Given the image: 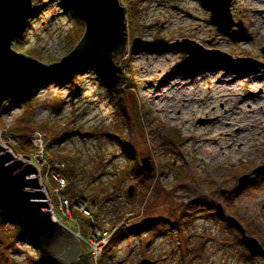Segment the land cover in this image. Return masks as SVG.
Listing matches in <instances>:
<instances>
[{
  "label": "rangeland",
  "instance_id": "obj_1",
  "mask_svg": "<svg viewBox=\"0 0 264 264\" xmlns=\"http://www.w3.org/2000/svg\"><path fill=\"white\" fill-rule=\"evenodd\" d=\"M62 1L34 0V17L13 49L46 64L71 53L86 25ZM121 1L129 9L128 48L121 63H113L124 66L122 78L111 82L112 92L99 82L95 69L74 73L71 81L82 89L78 93L53 77L29 99L8 101L0 117V144L38 168L55 208L54 219L76 236L89 264H142L146 259L156 264H264V256L247 257L241 233L228 221V216L236 218L264 247V174L240 185L242 177L264 165V16H255L256 10L264 9V0L232 1V20L243 23L236 39L218 31L201 0ZM188 5L203 19L199 24L206 29L204 38L188 34L195 26L183 33L166 23L187 14L181 9H190ZM147 26L154 29L146 33ZM234 30L240 27L235 25ZM185 39L235 58H253L261 66L234 71L219 68L227 61L213 58L208 64L215 68L192 70L186 67L189 55L177 48ZM142 43L158 53L150 54ZM99 65L111 64L99 61ZM241 75L246 77L240 79ZM171 78L177 85L162 100H153V89ZM226 90L229 102L219 98ZM235 94L249 100L237 105ZM28 106L34 108L33 123L45 128L34 132L31 156L18 153L19 142L6 132ZM217 120L222 123L216 125ZM238 120H249L255 130L244 134L232 125L225 127L217 144L194 143L196 134H219L224 123ZM55 138L61 140L54 142ZM146 158L151 174L142 165ZM70 165L76 184L88 197L76 205L64 194L70 185L64 171ZM67 200L72 218L62 210ZM77 214L90 219L89 228ZM158 218L162 220L144 228ZM11 224L0 225V234L11 236L10 241L2 236L6 243L0 244V264H32L29 258H39L41 250L17 233L18 224L6 223ZM121 227L133 232L107 256L108 247L102 244L104 250L97 256L98 235L104 236L101 243L111 242Z\"/></svg>",
  "mask_w": 264,
  "mask_h": 264
},
{
  "label": "water",
  "instance_id": "obj_2",
  "mask_svg": "<svg viewBox=\"0 0 264 264\" xmlns=\"http://www.w3.org/2000/svg\"><path fill=\"white\" fill-rule=\"evenodd\" d=\"M65 1L84 21L86 31L71 53L55 64H46L13 49L14 42L25 37L30 20L34 17V0H0V117L10 99H29L35 89L58 73L100 66L99 61L121 63L126 57L129 9L121 0ZM201 1L212 12L211 23L218 27V31L236 39L243 23L232 20L230 7L233 0ZM235 25L240 30L232 32ZM177 48L189 55L186 67L192 70L215 68V65H209V60L213 58L227 61L219 68L234 71L261 66L253 58H235L218 49H206L189 39L179 42ZM142 165L149 174L152 173L150 158L142 159ZM38 174L39 170L34 164L16 158L0 144V213L10 223L18 224L26 239L37 245L56 264H89V255L82 254V245L76 236L54 219ZM262 174L264 165L242 177L240 185ZM130 191L133 195V187ZM223 193L230 194L229 191ZM219 207L223 209L222 205ZM228 221L241 233L242 243L251 256H264L262 244L249 236L236 218L228 216ZM142 264L156 262L146 259Z\"/></svg>",
  "mask_w": 264,
  "mask_h": 264
},
{
  "label": "trees",
  "instance_id": "obj_3",
  "mask_svg": "<svg viewBox=\"0 0 264 264\" xmlns=\"http://www.w3.org/2000/svg\"><path fill=\"white\" fill-rule=\"evenodd\" d=\"M62 4L64 6V8L70 12L73 13L74 15H76L73 10L69 7V5L66 3L65 0L62 1ZM77 18L79 20H82L81 17H79L78 15H76ZM138 45L135 44V49ZM124 65L122 66H118V64H111V65H102V66H91L89 69H95L96 74L98 75V80L99 82L107 85V87L109 88V90L112 92V81H114L115 79H120V77L123 75L122 73V69ZM75 72H70V73H58L56 74L54 77H56V82L59 85H67L69 84L71 88H74L73 91H75L76 93L80 92L82 89L79 88L77 86V84L74 83V81H71L72 78L75 76L74 74ZM122 78V77H121ZM124 79V77H123ZM52 80L49 79L47 80L48 82ZM45 81L42 85H45V83L47 82ZM125 86L127 84V81H125L123 83ZM129 87H127L128 89ZM34 108L32 106H28V108L25 110L24 114L18 119V121L15 123V125L9 130H7V134L12 135L13 137H15L17 139V141L19 142V146H17L15 148V150L20 153V154H24L26 156H31V154L33 153L34 149L33 146L31 144L32 142V136L34 134V132L37 129H43L40 126L37 127L36 124L33 123V115H34ZM45 129V128H44ZM43 129V130H44ZM155 130V128L153 129V131ZM157 135L159 133V131L155 132ZM6 134V135H7ZM175 137H177V135H174V139ZM59 140H61V138H55L54 142H58ZM175 142V141H174ZM52 154V153H51ZM63 161L66 162V160L63 158L61 159ZM68 162V161H67ZM70 164V163H69ZM65 175L68 178V181L70 183L69 188L65 191V195L70 199L72 205H76L80 199H85L88 197L85 196V192L78 187V185L76 184V174L74 173L73 167L68 168L66 171H64ZM77 216L80 218L81 223L84 225L85 228H89L91 225V221L89 218L85 217V216H79L77 214ZM162 219H153L149 222H147L144 225V228L152 222H160ZM9 222L8 218H6L4 215H2L0 213V225H5L7 227H11V225H6V223ZM87 230V229H86ZM133 232L130 231L124 227H121L119 229V231L114 235L110 245L108 246L107 250L104 253V256H107L108 252L122 239L126 238L127 236H129V234ZM17 233L20 236L25 237V234L22 230V228L18 225L17 226ZM3 235L0 234V244H4L6 243V240L2 239L4 236H6L7 239H9V241L11 240V236L9 235ZM248 258H250L251 260L254 258L250 255H247ZM31 260L32 264H56L54 261H52L48 255L42 251H40V257L39 258H33L30 257L29 258Z\"/></svg>",
  "mask_w": 264,
  "mask_h": 264
},
{
  "label": "bare ground",
  "instance_id": "obj_4",
  "mask_svg": "<svg viewBox=\"0 0 264 264\" xmlns=\"http://www.w3.org/2000/svg\"><path fill=\"white\" fill-rule=\"evenodd\" d=\"M194 3V2H193ZM188 7L190 9L188 10H184L181 9V13H187V14H183V15H179L176 19H170L168 20L166 23L168 24V27H170V29L173 31V29L175 30H178L180 32H185V29L189 26H195V30H193L192 32H189L188 31V34L192 35V36H196V37H200V38H204V35L206 34V29L202 28V24L200 25L199 23L201 21H203V19L198 16L197 14H194L192 12V8L193 6L192 5H188ZM152 10H156L157 7L155 6H151ZM255 16H259L261 18H263L264 16V9H260V10H256L255 11ZM146 30H144L146 33H150L153 29H154V26H147L146 28H144ZM143 44V47L144 48H147L148 49V45L145 44V43H142ZM226 47V46H224ZM227 48H229L227 46ZM149 53L150 54H156L158 53V51L153 48V47H149L148 49ZM73 72H76V71H73ZM169 74V73H168ZM246 77V75H241L239 76V78H244ZM179 83V82H178ZM173 85H177V82H176V79L175 78H171L169 80H167L165 82V84L153 89V100H162L163 96L166 95V92L167 91H170L172 88H173ZM232 90H236V87L233 85L231 87ZM229 91V90H228ZM228 91L226 90L225 92L222 91L221 95H219V98H221V100L223 101H226V102H229L230 100L227 98L228 97ZM234 97H236V99L238 98V101H237V105H242L244 104L245 101L249 100V98H246L244 95H240V94H235ZM185 101H190L189 98L185 99ZM211 104H213V102H211ZM207 108V107H205ZM232 108V107H231ZM264 110V109H263ZM263 115V118H264V112L262 113ZM249 120H238L237 122L233 123V124H230V121H227L226 123H224L222 126V128H220V132L219 134H215L214 131H207V132H200L198 134H196L194 136V143L196 145H207V144H217L219 142V140L225 135L224 132H225V127L226 128H230L232 125L233 126H239V132L240 133H251L252 131L255 130V124H250L248 123ZM222 122L220 121H216L215 124L218 125V124H221ZM228 136H232L230 134H228ZM8 150V149H7ZM211 156L212 157H215L217 156V154H212L211 153ZM41 173L38 174V177H41ZM42 189L43 191L45 192V187L42 186ZM46 193V192H45ZM47 195V194H46ZM48 198V196H47ZM48 203H49V207H51V201L50 199L48 198ZM53 206V205H52ZM110 241L108 242L107 244V247L110 245Z\"/></svg>",
  "mask_w": 264,
  "mask_h": 264
},
{
  "label": "built area",
  "instance_id": "obj_5",
  "mask_svg": "<svg viewBox=\"0 0 264 264\" xmlns=\"http://www.w3.org/2000/svg\"><path fill=\"white\" fill-rule=\"evenodd\" d=\"M64 185H66L67 184V182H66V179H63V182H62ZM67 203H63L62 202V210H63V212L64 211H68V212H66V214L67 215H69L71 218L73 217V214H72V211H71V203H69V201L67 200L66 201ZM71 207V208H70ZM51 210H55V208H53V206H52V208H51ZM85 210V213L87 214V215H92V211L91 210H89V209H84ZM52 211V212H53ZM55 212V211H54ZM55 219H57V218H55ZM98 238H99V247H98V254H97V256H99L100 254H101V250H104L103 248H104V246L102 247V244L103 245H105V246H107V244H108V241H104L103 243H101V240H103L104 239V236L102 235V233H100L99 235H98Z\"/></svg>",
  "mask_w": 264,
  "mask_h": 264
}]
</instances>
